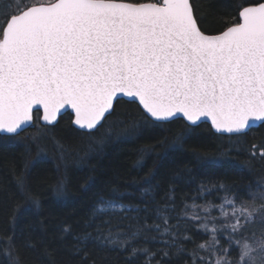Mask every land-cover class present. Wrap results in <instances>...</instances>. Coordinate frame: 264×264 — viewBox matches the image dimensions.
Masks as SVG:
<instances>
[{"label":"snow or ice","instance_id":"snow-or-ice-1","mask_svg":"<svg viewBox=\"0 0 264 264\" xmlns=\"http://www.w3.org/2000/svg\"><path fill=\"white\" fill-rule=\"evenodd\" d=\"M3 19L0 145L24 149L13 222L42 208L30 176L36 165L48 161L41 141L64 115L74 131L92 138L123 101L136 106L133 133L182 122L172 141L181 147L208 121L215 133L235 136L237 143L257 122L264 124V0H242L215 34L202 28L194 0H20ZM105 139L101 135L90 150ZM55 147V170L60 173L63 165L65 173L50 190L52 202L61 204L69 197L66 162L71 153L59 141ZM249 151L251 159L264 161V145L252 144ZM200 159L241 171L249 164L232 159L231 149ZM155 178L149 170L133 181L136 204L119 185L97 191L84 221L57 226L59 239L72 237L71 252L81 264L93 247L119 252L125 264H172V256H187L191 264H264V230L249 235L257 224L264 229V182L255 191L250 185L247 199H241L233 186L209 179L192 204L181 202V207L175 189L157 200ZM94 186L88 176L81 189ZM220 191L219 203L207 200ZM194 236L203 242L196 243ZM188 243L194 247L188 249ZM21 249L37 253L31 237L18 243L15 234L0 236L3 264H27ZM49 255L45 248L43 256Z\"/></svg>","mask_w":264,"mask_h":264},{"label":"trees","instance_id":"trees-1","mask_svg":"<svg viewBox=\"0 0 264 264\" xmlns=\"http://www.w3.org/2000/svg\"><path fill=\"white\" fill-rule=\"evenodd\" d=\"M19 2L20 0H0V24L4 22L5 13ZM27 2L31 3L32 0ZM241 2L242 0H194L197 14L202 19V28L210 33L220 29L222 22L234 15L237 4ZM137 118L136 106L122 101L105 127L95 137L89 138L80 131H74L69 116L64 115L41 141L48 153V161L36 165L30 176L32 187L43 202L42 208L20 215L15 222L12 220L13 207L19 203L18 198L14 199L16 175L21 171L24 149L0 145V236L15 234L18 243L31 237V241L36 243L37 253L21 249V255L25 257L27 264H49V261L54 264H81L80 258L71 252L72 237H65L61 242L57 226L65 221L73 225L84 221L93 204L94 193L108 191L117 185L121 191L132 194L128 199L133 204L139 203V193L134 191L137 184L133 181L139 182L149 170L155 174L154 183L159 186L157 200L165 192L175 189L173 196L181 207V202L191 205L193 198L197 197V189L209 179L233 186V192L239 193L241 199H247L250 185L251 190L255 191V186L264 182V161L259 158L251 159L249 151L252 144L264 145V124L251 129L246 136L239 137L237 143V137L215 133L204 123L181 147L172 145V141L181 131L182 122L177 121L163 130L133 133L132 121ZM34 132L35 129H29V133ZM101 135H106L103 145L90 150V145ZM55 141H59L71 153L66 162L69 197L61 204L52 202L50 190L58 176L65 173L63 165L60 173L55 170L58 162ZM157 141L163 143L158 144ZM152 145H156L155 152L144 151ZM230 149L231 158L235 161L241 164L249 161L243 171L234 166H210L200 159L218 157ZM31 157H36L34 145ZM88 176L94 178L95 186L91 191L85 192L81 185ZM217 196H224V192H214L207 200L219 203ZM196 203L204 206L206 202L204 199H197ZM44 221L46 223H41ZM170 223L174 224L176 220ZM262 230L264 229L257 224L250 228L249 235L255 232L259 236ZM193 239L196 243L203 242L200 236H194ZM193 247V244H187L188 249ZM45 248L50 253L48 257L43 256ZM88 255L86 264H125V257L117 251L93 247L89 248ZM171 260L172 264H185L186 261L191 264L187 256H172ZM0 264H3L2 257Z\"/></svg>","mask_w":264,"mask_h":264},{"label":"water","instance_id":"water-1","mask_svg":"<svg viewBox=\"0 0 264 264\" xmlns=\"http://www.w3.org/2000/svg\"><path fill=\"white\" fill-rule=\"evenodd\" d=\"M212 34H215V33H212ZM124 100H127V98H124ZM207 124L211 127V123H210V121H208L207 122ZM261 124V122H257V125L254 127V128H256L258 125H260ZM212 129V128H211ZM212 131L213 132H215V130L214 129H212ZM218 134H220V133H218ZM221 135H229V134H221Z\"/></svg>","mask_w":264,"mask_h":264}]
</instances>
